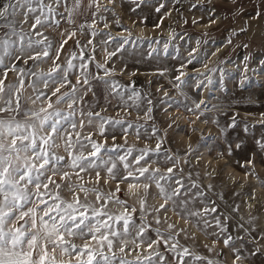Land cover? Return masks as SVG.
I'll list each match as a JSON object with an SVG mask.
<instances>
[{
	"label": "snow or ice",
	"instance_id": "6c2138e0",
	"mask_svg": "<svg viewBox=\"0 0 264 264\" xmlns=\"http://www.w3.org/2000/svg\"><path fill=\"white\" fill-rule=\"evenodd\" d=\"M124 3L132 6L133 13L142 6L154 9L159 14L154 29L171 15L165 0H121L120 6ZM116 6L117 0H0V264H221L217 259L223 255L217 251L221 244L231 254V264H256L257 259L264 264V228L251 214L255 189L244 194L245 219L241 205L235 200L229 205L223 189L217 192L213 183L225 170L238 166L244 169L245 181L254 177L264 188L255 172L256 154L242 162L235 158L227 134L237 128V114L222 126L205 117L206 112L220 111L217 105L210 108L204 99L188 103L184 91L211 93L217 84L226 91V77L228 82L237 80L220 66L224 60L217 58L209 67L221 46L209 51L206 41L197 40V47L185 49V57L180 46H173L175 54L170 51L176 39L173 33L166 41L147 38L149 58L162 54L178 61L156 75L172 71L169 83L183 100L161 87L156 101L134 81L122 84L114 78L113 58L145 39L133 38L128 29H124L127 35H112L111 25L121 23ZM232 8L239 12L240 0H232ZM261 16L264 0H257L251 19ZM245 30V26L232 29L226 44L232 45L231 37ZM50 33L60 38L58 44ZM78 35L86 37V43L76 39L75 48L66 47ZM98 50L103 62L97 59ZM251 60L245 55L243 68H234L240 90L256 83L249 72L264 79V58L257 61L259 71ZM189 66L195 74H189ZM97 88L106 103L97 99ZM109 112L116 114H104ZM133 113L134 120L126 118ZM157 113L167 117L166 126ZM198 121L215 125L219 135L205 136L195 127ZM256 123L264 128V113ZM169 131L186 137L183 152L164 146L170 143ZM248 131L245 124L244 132ZM198 132L193 143L192 135ZM130 137L144 146L129 145ZM117 139L123 143L117 144ZM217 140L225 146L221 148ZM255 144L264 153V136ZM241 147L242 141L235 143V150ZM60 148L62 155L57 152ZM213 163L219 167H210ZM227 179L236 183L230 175ZM105 186H110L107 191ZM64 188L70 199L61 195ZM169 212L184 227L171 222ZM197 233L210 241L203 244L207 255L198 250Z\"/></svg>",
	"mask_w": 264,
	"mask_h": 264
},
{
	"label": "rangeland",
	"instance_id": "374dc122",
	"mask_svg": "<svg viewBox=\"0 0 264 264\" xmlns=\"http://www.w3.org/2000/svg\"><path fill=\"white\" fill-rule=\"evenodd\" d=\"M157 0H153V3H156ZM168 6V11L171 15L167 16L164 19V22L160 29H154V24L157 23L158 13L154 11V9L150 7L142 6V10L138 9L135 13L130 11L132 7L128 3H124L121 7V0H117L116 6V18L120 20V26L117 27L114 23L111 25L112 35L117 36L125 32L123 29H128L133 38L138 37L136 33V29L141 28L142 32L139 34V37H144L145 39L141 42H138L136 45H128V51L124 52L122 55L118 54L117 57H114L115 60V68L117 71V75L114 77L122 84H129L134 81L138 88L143 90H148L152 93L154 99L159 101L161 93L157 92V88H163L168 90L169 95L174 97L176 100H183V97L177 96L176 90L172 88V85L169 83V78L174 75L172 71H169L166 76L160 77L156 75L159 71L164 68L171 69L174 65L178 63V61L171 59L170 57L166 58L162 54L157 58H149L147 56V52L149 51L147 47V38L159 39L161 41H166L169 39V33H173L176 36V39L171 41L170 51L174 53L173 46H180L181 53L186 57L187 51L185 49H191L197 47L196 41L200 40L204 47H207L210 51L211 48H215L216 46H221L220 51L217 54V57H212L209 61V67L215 66L214 62L217 61V58L224 60L225 63L220 65L227 72H229V66L234 65L236 68L239 66L243 68L241 61L243 60L245 55H248L252 58L251 66L255 67L258 59L264 58V16H261L259 19H251V17L255 14L257 0H240L241 8L239 12L232 8V0H165ZM191 4H198V7L195 9H191L189 6ZM202 5V6H200ZM109 15V14H105ZM212 17L216 18V23H210V19ZM111 19V16H109ZM143 19L144 23H140V20ZM196 20L197 23L193 24L192 21ZM135 21V23H134ZM131 23V24H130ZM241 26H245L246 30L243 33H240L238 37H231L233 40L232 45H227L226 41L230 38V33L232 29H239ZM67 27V25H65ZM133 27V28H132ZM135 29V30H134ZM140 29V30H141ZM169 29V30H168ZM123 30V31H122ZM134 30V31H132ZM166 30V32H165ZM118 31L122 33H118ZM128 34V33H126ZM124 34V35H126ZM134 34V35H133ZM54 43H59V37L51 34ZM137 35V36H136ZM180 36H184V39H179ZM79 39L82 44L86 43L87 38L77 36L73 40L69 41V44L66 46L69 49L75 48V40ZM99 37H97V40ZM248 44V48L242 47L243 44ZM214 45V46H213ZM212 48V49H213ZM97 59H100L103 62V56L97 51ZM228 61H232L233 63H229ZM200 68L201 71L204 69L200 65H196ZM47 66H45L46 68ZM94 67V66H93ZM123 68L125 70L124 75L119 74V70ZM257 69V68H255ZM189 74H195L192 71V67L189 66ZM135 72L136 75L132 76L131 73ZM233 74L237 76L236 81H232V84L228 86L226 82V91H221L218 84L217 89L219 94H216L215 91L211 93H206L204 96V100L207 102L208 107H212V105H217L220 111H211L206 112L205 117L209 120L216 119L220 122V124L227 125L230 123L229 117L233 114H237L238 126L235 129L229 130L227 134V139L232 142V146L234 148L235 158L237 160H241V162L250 158L252 153L256 154V175L260 178V180H264V153H261L258 146L255 144L256 139H260L264 136V128L261 127L258 123H256L260 119V113H264V90L261 89V84L264 83V79H258L253 72H249V76L254 77V83L251 88L246 90H240L236 85L238 84V76L239 74L234 72ZM218 77L219 73L213 74ZM12 74H10V78ZM229 79L226 77V80ZM151 81V84H149ZM95 86V85H94ZM185 93L190 97L187 101L191 103L192 99L201 100V90H196L193 88H185ZM97 99L101 104L106 103L102 98V89L97 88ZM200 94V95H199ZM91 99V94L89 96ZM66 107V106H64ZM105 115L115 116V112L104 113ZM123 117L125 114L123 112L120 113ZM127 119H135V113L131 117H126ZM204 117H202L203 119ZM157 119L160 121L162 125H165V121L167 117L165 115H161L157 113ZM189 119H194V117L189 116ZM182 121V120H181ZM179 121L181 127L187 130V124ZM142 123V121H141ZM247 124L249 126L248 133L244 132V126ZM253 125H255L253 127ZM166 126V125H165ZM195 127L198 130H202L205 136H218V129L215 125L209 124H199V121L196 123ZM162 134V133H161ZM199 132L192 135V142L195 143L198 139ZM168 140L170 143L165 144L166 148H171L172 151H180L183 152L186 144L188 143L187 139L183 135H176L175 133L169 131ZM238 141H242V147L240 150H235V143ZM117 144L123 143L122 140L117 139ZM217 144L221 148L225 145L220 141H216ZM112 141H108V146H111ZM128 144H135L136 147H143V142L137 143L134 137H130L128 139ZM152 146L154 147V141L152 142ZM58 154H64L63 149H57ZM214 155V153H213ZM207 154L205 155V157ZM204 160L200 163V168L203 169ZM223 164V161L220 162ZM219 167V165H216ZM234 174H242L244 176V169L236 166L231 169V173ZM225 174V175H224ZM226 175L225 172L213 183L217 185V192L223 189L225 200L229 205L232 204V201L235 200L236 203L241 205V213L245 217L248 216L243 213V200L240 195L249 190V186L254 183L256 180L254 177H249L247 181L245 179L240 182L239 186L234 188L230 185H226ZM253 181H252V180ZM236 182H239V178H233ZM223 181V184H221ZM208 181H205L207 183ZM259 183V182H258ZM243 184V187L240 185ZM91 186V185H89ZM110 186H105L104 190L107 191ZM236 191L240 193L239 196L233 197L232 193ZM264 188H262L257 193V201H254L256 205L252 208V215L257 217L260 215L262 211L263 200L260 197ZM61 195L65 199L71 198V193L68 192L67 188L61 190ZM123 195V194H121ZM89 199L93 200L94 196L89 195ZM131 202V201H130ZM150 204H156L157 200H150ZM223 208V203L221 204ZM230 210V209H229ZM254 210V211H253ZM170 213V212H169ZM171 222H174V216H172ZM235 223V222H234ZM257 223V221H256ZM264 225V224H263ZM182 227V226H179ZM261 228L264 226L260 225ZM193 229H189L191 233ZM235 234V233H233ZM78 244L80 241H76ZM184 243H189L188 241H182ZM204 243H209L210 241H205L204 237L197 233V244L200 245L198 249L200 252L207 255L206 249L203 248ZM217 251H222L223 255L218 257L221 261V264H231V254L227 249H224L222 244L218 245ZM256 264H261L259 259L256 260Z\"/></svg>",
	"mask_w": 264,
	"mask_h": 264
},
{
	"label": "bare ground",
	"instance_id": "6f19581e",
	"mask_svg": "<svg viewBox=\"0 0 264 264\" xmlns=\"http://www.w3.org/2000/svg\"><path fill=\"white\" fill-rule=\"evenodd\" d=\"M169 9V8H168ZM131 24V23H130ZM133 28V27H132ZM127 29V28H126ZM141 28H138V29H136V33L135 34H138V36H140L139 34H141V32H142V29L140 30ZM124 30V29H123ZM122 30V31H123ZM135 30V29H134ZM134 30H132V31H134ZM169 30V29H168ZM131 31V30H130ZM141 31V32H140ZM165 32H166V30H165ZM118 33H122V32H120V31H118ZM127 32H123L122 34L124 35V34H126ZM127 35V34H126ZM134 35V34H133ZM137 36V35H136ZM214 46V45H213ZM217 47V46H216ZM216 47L215 48H211V50L210 51H214L215 49H216ZM259 60V59H258ZM234 65H230L229 66V72H232L233 73V70H234ZM254 68H257L258 69V71L260 70V66L258 65V63L256 62V65H255V67ZM253 74L258 78V79H260L261 77H260V75L258 74V72H256V73H254L253 72ZM253 81H254V77L252 76V78H251ZM226 82H227V84H228V86H230L231 84H232V81L231 82H228V79L226 80ZM264 84V83H263ZM217 85H215L214 86V90L213 91H215L216 92V94H219V91L218 90H216L217 89V87H216ZM206 93H209L206 89H204V90H201V95H200V98L199 99H205L204 97V95L206 94ZM181 122H184L183 120L181 121ZM186 123V122H185ZM199 124H200V122H199ZM206 160H207V156L205 157V160H204V163L206 162ZM204 165V164H203ZM210 167H216V164L215 163H213ZM225 173H226V175H230L232 178H239L240 179V181L239 182H236V183H233L231 180H228L227 178H226V185H230V186H232V187H234V188H236V187H238L239 186V184H240V182L241 181H243L244 180V176L242 175V174H234L233 173V171H232V173H231V169H227V170H225L224 171ZM225 175V174H224ZM252 180V179H251ZM253 181V180H252ZM253 189H255V193H256V196H257V193L262 189L260 186H259V183H258V181L257 180H254V183L253 184H251L250 186H249V190L248 191H246V192H244V193H242L241 195H240V197L242 198V200L244 199V194L245 193H250ZM263 193L262 194H260V197H261V199L263 200L262 202H263V204H262V211H261V213H260V215H258L257 216V224L260 226V225H262V226H264L263 224H264V191H262ZM92 196V195H91ZM152 201V200H151ZM158 201H157V203H156V205H158ZM253 203H254V201H253ZM243 210V213H245L247 216H248V210H246V205L244 204L243 205V208H242ZM252 210V209H251ZM254 211V210H253ZM252 212V211H251ZM252 214V213H251ZM168 215L169 216H172V214H171V212L170 213H168ZM174 221H175V223H177V225L178 226H182V227H184V225H183V223L182 222H180V221H178L177 220V218L174 216ZM191 231H194V229L193 230H191Z\"/></svg>",
	"mask_w": 264,
	"mask_h": 264
}]
</instances>
